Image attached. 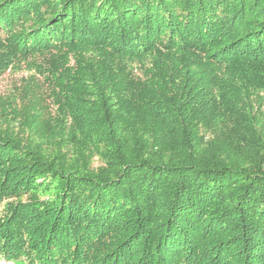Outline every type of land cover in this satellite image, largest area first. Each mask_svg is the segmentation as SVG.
Listing matches in <instances>:
<instances>
[{"label":"trees","instance_id":"obj_1","mask_svg":"<svg viewBox=\"0 0 264 264\" xmlns=\"http://www.w3.org/2000/svg\"><path fill=\"white\" fill-rule=\"evenodd\" d=\"M21 71L7 262L264 264V0H0Z\"/></svg>","mask_w":264,"mask_h":264},{"label":"rangeland","instance_id":"obj_2","mask_svg":"<svg viewBox=\"0 0 264 264\" xmlns=\"http://www.w3.org/2000/svg\"><path fill=\"white\" fill-rule=\"evenodd\" d=\"M25 72L21 71L12 75L11 73L6 72L2 76H0V94L6 93L11 86L21 77L24 76ZM98 161L95 158L93 162V166H97ZM5 202L0 203V220L2 219V215L4 213ZM0 264H25L21 259H16L14 261L7 262L2 256L0 255Z\"/></svg>","mask_w":264,"mask_h":264}]
</instances>
